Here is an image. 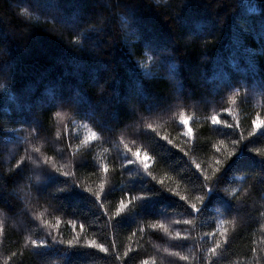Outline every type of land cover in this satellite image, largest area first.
Listing matches in <instances>:
<instances>
[{
	"label": "trees",
	"instance_id": "trees-1",
	"mask_svg": "<svg viewBox=\"0 0 264 264\" xmlns=\"http://www.w3.org/2000/svg\"><path fill=\"white\" fill-rule=\"evenodd\" d=\"M257 115L264 0H0V264H264ZM84 125L100 138L81 145ZM125 145L152 157V176ZM232 149L209 191L195 163L211 173ZM101 183L99 200L85 190ZM121 199L132 203L115 217ZM222 223L228 241L210 255Z\"/></svg>",
	"mask_w": 264,
	"mask_h": 264
},
{
	"label": "snow or ice",
	"instance_id": "snow-or-ice-1",
	"mask_svg": "<svg viewBox=\"0 0 264 264\" xmlns=\"http://www.w3.org/2000/svg\"><path fill=\"white\" fill-rule=\"evenodd\" d=\"M74 39H75L76 42H79V40H80L79 37H75ZM228 111H229V113L231 112L230 109ZM55 115L57 117H59L61 115V113L59 111H56ZM180 123L184 126V132H183L184 137L188 138L189 140L194 139L195 138V133H194V130H193L192 126H191V117H189L186 114H182L180 116ZM222 123L227 124L226 121L222 122L219 116H215L214 115V116L211 117V124L212 125L215 126V125H220ZM238 123L239 122L237 121V125H238ZM252 125H253V129H254V132H255V130H258L261 126H264V121H262L260 116L257 115V117L252 121ZM227 126L228 127H232L231 124H227ZM84 127L87 129V133H86V135H84L83 139L80 141L81 145H88V144H90L92 142L97 141L100 138V136L98 135L97 131L92 130L88 125H84ZM148 128L152 129L153 131H155V129H153V126L151 124L148 125ZM31 129L37 135L39 134L37 128L32 127ZM57 135H59V133ZM162 138L164 140H166L169 144H173V141L170 140L167 135L163 136ZM224 143L225 142L223 140H221L219 142V145L216 146V151L217 152L221 151L220 145H224ZM233 143H239V141H233ZM174 146L178 147V145H174ZM125 148L128 150V152L131 153V156L135 158L134 160L133 159H129L127 161V163L128 164H133L134 162H139V164H141L143 166L145 172H147V174L149 176H152V173L149 171L150 162L152 161V157L147 152L141 151L140 149L133 150L132 148H128L127 145H125ZM35 150L37 152L40 151L39 148H36ZM180 150L183 151V148H181ZM236 153H237V151L235 149H232V150L229 151L228 156L226 158H224V159L214 158L215 163L212 166L211 173L204 172L203 169H202V165L200 163H195V165H194L195 168L198 171H201V174L203 175L204 180L208 182V190L209 191H211V182L216 179L218 173H220L222 171V169L224 168L226 163L233 156H235ZM259 154L261 156H264V153H259ZM22 163H23V161H21V164ZM44 163L48 164L49 160L47 158H45ZM17 167H19V165H17ZM52 170H54L56 173H59L60 175H63L65 177H69L70 175H72V173L70 171H66L62 167H57L55 165L54 161L52 162ZM102 170H103L104 173H108L109 166H108L107 163L102 165ZM153 179H156V178L153 177ZM158 183L160 185H164L165 181L164 180H159ZM104 189H105V184L101 183L99 185L98 189L94 190L92 187H87L85 190L87 192L93 194L99 200L100 197H101V194L104 192ZM61 190H63V189H61ZM167 191L173 192V189L169 188V189H167ZM174 195H176L177 197H179L182 200L188 201V198L186 196H181L180 192H178V191L174 192ZM205 199H206V196H203V195L202 196H198L196 198V200H197V202L199 203L200 206H198V203H195V202H190L189 206L195 212H199L201 206L203 205V203L205 201ZM131 203H132L131 199H129L127 202H125L124 199H121L120 202H119V206L117 207V209H116V211L114 213L115 217H119L126 209L129 208ZM41 219H42V217H41ZM179 222L180 221H177V223H179ZM45 223L49 227H53V228H58L59 227V220L55 224H52L51 222H45ZM183 223L191 224V223H193V221L192 220H185V221H183ZM224 223H226V222H224ZM79 227L82 229L84 226L83 225H79ZM152 227L154 229L155 228L163 229L165 232L169 231L168 227L164 223H159L158 222V223L153 224ZM2 231H3V229L0 228V232H2ZM169 234L171 235V233H169ZM211 235L213 237H216L218 235L220 238L219 239H214L213 246L209 249V254L210 255L217 253V250L220 249L223 244L227 243V241H228V228L224 227L223 223H222L221 227L218 230V232H213V233H211ZM175 237L176 238H181V233L179 231H177L175 233ZM59 243L63 244V243H65V241H59ZM66 243H67V245L70 248L79 246L80 245V234L77 233V235L72 240H68ZM46 245H47V243H36L35 244L36 247H43V246H46ZM85 246L91 247V248H98V249H100L101 251H103L105 253H107L109 251V249L107 247H105L103 244H98L95 240H88L86 242ZM253 251L255 252V249H253ZM13 255H15V253H13ZM124 255L127 256L128 253L125 252ZM177 255H179V254L177 253ZM9 259H11V257H9ZM182 259L187 260L188 257L185 256V257H182ZM143 264H150V262L148 260H145L143 262ZM151 264H155V261H152ZM209 264H210V262H209Z\"/></svg>",
	"mask_w": 264,
	"mask_h": 264
},
{
	"label": "rangeland",
	"instance_id": "rangeland-1",
	"mask_svg": "<svg viewBox=\"0 0 264 264\" xmlns=\"http://www.w3.org/2000/svg\"><path fill=\"white\" fill-rule=\"evenodd\" d=\"M46 98V97H45ZM49 101V100H48Z\"/></svg>",
	"mask_w": 264,
	"mask_h": 264
}]
</instances>
